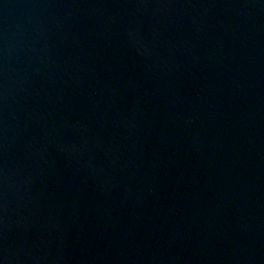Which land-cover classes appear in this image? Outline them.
<instances>
[{"label":"water","instance_id":"water-1","mask_svg":"<svg viewBox=\"0 0 264 264\" xmlns=\"http://www.w3.org/2000/svg\"><path fill=\"white\" fill-rule=\"evenodd\" d=\"M0 264H264V0H0Z\"/></svg>","mask_w":264,"mask_h":264}]
</instances>
